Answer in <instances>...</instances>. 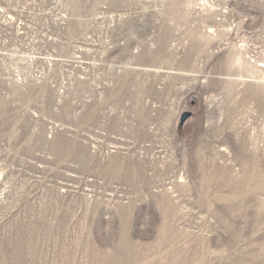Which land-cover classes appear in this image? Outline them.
Segmentation results:
<instances>
[{
    "label": "rangeland",
    "instance_id": "rangeland-1",
    "mask_svg": "<svg viewBox=\"0 0 264 264\" xmlns=\"http://www.w3.org/2000/svg\"><path fill=\"white\" fill-rule=\"evenodd\" d=\"M0 264H264V0H0Z\"/></svg>",
    "mask_w": 264,
    "mask_h": 264
}]
</instances>
